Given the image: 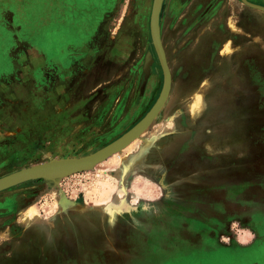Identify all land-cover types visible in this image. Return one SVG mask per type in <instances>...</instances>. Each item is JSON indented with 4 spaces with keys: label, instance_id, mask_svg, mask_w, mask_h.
Segmentation results:
<instances>
[{
    "label": "rangeland",
    "instance_id": "374dc122",
    "mask_svg": "<svg viewBox=\"0 0 264 264\" xmlns=\"http://www.w3.org/2000/svg\"><path fill=\"white\" fill-rule=\"evenodd\" d=\"M51 1L0 6V178L115 142L163 87L150 34L153 0H119L80 39L77 27L95 7ZM215 1L164 0L160 29L172 87L159 117L93 169L0 192V244L16 240L10 222H42L56 206L82 213L88 201L113 207L112 192L122 190L130 203L150 208L139 212L141 222L152 215L167 222L173 244L185 236L198 250H213L197 264H227V256L243 264L246 255L264 264L255 257L264 255V10L242 0L212 8ZM39 48L48 49L41 64ZM80 191L87 200L67 199Z\"/></svg>",
    "mask_w": 264,
    "mask_h": 264
},
{
    "label": "crops",
    "instance_id": "0c3cea01",
    "mask_svg": "<svg viewBox=\"0 0 264 264\" xmlns=\"http://www.w3.org/2000/svg\"><path fill=\"white\" fill-rule=\"evenodd\" d=\"M11 1L23 6L26 0H0V6H11ZM86 1L95 9L87 16L84 27H77L79 39L86 32L92 33L101 14L119 0ZM54 2L59 0L51 1ZM219 2L216 0L215 4L219 5ZM228 26L230 28L229 23ZM47 50L38 49V63L47 55ZM128 176L132 175L124 178ZM112 193L114 196L112 194L110 197L116 203L113 207L88 201L89 207L82 213L59 210L56 206L46 221L43 219L40 222L37 219L29 225L10 222L8 234H16V240L11 243L5 238L7 240L0 244V264H197L198 255L213 254V250H198L200 244H195L194 239L185 236H180V241L173 244L170 237H167L165 220L152 215L145 216L147 222H141L139 212L150 208L145 209V204L141 202L137 206L130 203L129 194L126 195L125 191L116 190ZM120 194L122 199L118 200L117 195ZM86 198L83 191L67 197L71 201ZM29 208L23 212L24 216ZM36 210L38 214V207ZM4 236L7 234L4 233ZM252 256L246 255V259L239 262L258 264L252 260ZM255 257L264 258V255ZM233 261L236 260L227 256V264Z\"/></svg>",
    "mask_w": 264,
    "mask_h": 264
},
{
    "label": "water",
    "instance_id": "95a60500",
    "mask_svg": "<svg viewBox=\"0 0 264 264\" xmlns=\"http://www.w3.org/2000/svg\"><path fill=\"white\" fill-rule=\"evenodd\" d=\"M242 1L250 7L264 10V7L253 4L248 0ZM163 2L164 0H153L152 12L150 16V34L153 46L155 48L156 54L163 70L164 81L161 93L157 101L155 102L151 110L146 114V116L121 138L90 155L78 158L62 159L50 163H45L42 165L21 169L19 171H16L0 178V192L17 186L19 184L33 181L36 179H43L49 182L54 180L55 176L58 174L62 176L68 173L93 169L96 166L107 161L115 154L119 153L120 151H123L126 146L130 145L136 138H138L140 134L151 124L156 115L164 106L172 87V75L161 39L160 14ZM151 64L152 56L151 54H148L144 67L147 76L150 73Z\"/></svg>",
    "mask_w": 264,
    "mask_h": 264
},
{
    "label": "bare ground",
    "instance_id": "6f19581e",
    "mask_svg": "<svg viewBox=\"0 0 264 264\" xmlns=\"http://www.w3.org/2000/svg\"><path fill=\"white\" fill-rule=\"evenodd\" d=\"M229 25H230V28H231L232 31H237V26L235 25L234 22H229ZM224 51H225L224 53H226V54H229V53L232 52L231 43H228V45H227V47L224 49ZM170 93H171V91H170ZM169 96H170V94H169ZM169 96H168V98H169ZM168 98H167V100H168ZM167 100H166V102H167ZM166 102H165V104H166ZM165 104H164V106H165ZM164 106L162 107V109L164 108ZM162 109L160 110V112L162 111ZM160 112L156 115V117L154 118V120L157 119V118L159 117ZM154 120L151 122V124L154 122ZM151 124H150V125H151ZM150 125H149V126H150ZM149 126H148V127H149ZM148 127H147V128H148ZM147 128H146V129H147ZM146 129H145V130H146ZM145 130H144V131H145ZM144 131H143V132H144ZM143 132H142V133H143ZM142 133H141V134H142ZM141 134H140V135H141ZM135 140H136V139H135ZM133 142H134V141H133ZM128 146H129V145H128ZM126 147H127V146H126ZM124 149H125V148H124ZM120 152H121V151H120ZM115 155H116V154H115ZM58 176H59V174L56 175L55 178L58 177ZM30 216H31V215H28L27 218L30 219Z\"/></svg>",
    "mask_w": 264,
    "mask_h": 264
},
{
    "label": "flooded vegetation",
    "instance_id": "af4514ba",
    "mask_svg": "<svg viewBox=\"0 0 264 264\" xmlns=\"http://www.w3.org/2000/svg\"><path fill=\"white\" fill-rule=\"evenodd\" d=\"M215 5H216L215 3H212V8H213ZM216 6H218V5H216ZM216 6H215V7H216ZM212 8H211V9H212Z\"/></svg>",
    "mask_w": 264,
    "mask_h": 264
},
{
    "label": "snow or ice",
    "instance_id": "6c2138e0",
    "mask_svg": "<svg viewBox=\"0 0 264 264\" xmlns=\"http://www.w3.org/2000/svg\"><path fill=\"white\" fill-rule=\"evenodd\" d=\"M199 99V98H198ZM194 107H195V105H194Z\"/></svg>",
    "mask_w": 264,
    "mask_h": 264
}]
</instances>
